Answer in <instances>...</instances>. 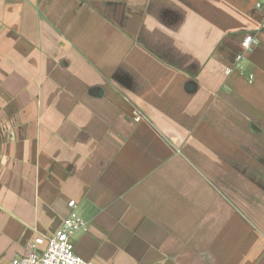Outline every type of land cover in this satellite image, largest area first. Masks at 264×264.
Returning <instances> with one entry per match:
<instances>
[{
  "label": "crops",
  "instance_id": "0c3cea01",
  "mask_svg": "<svg viewBox=\"0 0 264 264\" xmlns=\"http://www.w3.org/2000/svg\"><path fill=\"white\" fill-rule=\"evenodd\" d=\"M257 1L0 0V264H264Z\"/></svg>",
  "mask_w": 264,
  "mask_h": 264
},
{
  "label": "built area",
  "instance_id": "2783aa9c",
  "mask_svg": "<svg viewBox=\"0 0 264 264\" xmlns=\"http://www.w3.org/2000/svg\"><path fill=\"white\" fill-rule=\"evenodd\" d=\"M264 0L256 2V8H263ZM257 44L253 36H248L242 43L243 50L237 55L236 67L244 61L245 54ZM254 80L252 76L248 78ZM135 120L142 117L137 113ZM69 215L62 226L50 237H38L28 245L27 254L13 261V264H93L76 253L74 238L87 230V221L78 213L76 201L68 202Z\"/></svg>",
  "mask_w": 264,
  "mask_h": 264
}]
</instances>
